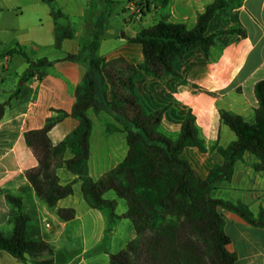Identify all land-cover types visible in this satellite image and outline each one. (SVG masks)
<instances>
[{
	"label": "crops",
	"instance_id": "obj_1",
	"mask_svg": "<svg viewBox=\"0 0 264 264\" xmlns=\"http://www.w3.org/2000/svg\"><path fill=\"white\" fill-rule=\"evenodd\" d=\"M213 2L172 0L160 21L184 24L192 30L199 16ZM29 5L41 24V31L38 24L30 26L24 21L20 6L0 8V111L3 108L0 118V232L11 237L15 220L23 216L28 219L29 238L49 243L54 248V255L28 258L21 263L0 251V264H97L99 260L88 263L82 258L88 253L87 234L90 232L87 229L93 227L95 231L99 226L103 239L101 224L105 220L108 222L106 216L88 206L82 182L65 166L58 169L57 175L62 186L73 184L74 193L60 201L56 208H48L28 181L27 172L38 166V160L25 139L26 133L43 129L50 119L59 120L49 133L52 142L56 145L69 139L78 125V120L71 117L77 89L82 86L88 68L86 61L76 63L66 61V58L82 54L93 40L83 44L77 40V33L78 37L65 40L62 48L56 49L55 21L50 6L43 0H33ZM161 8L157 7L156 11L159 13ZM233 29L243 34H220ZM107 34L105 29L98 52ZM136 35L126 41L114 37V50L99 58L107 61L123 58L130 64L141 65L142 47L131 42ZM206 36H214L208 55L198 51L180 62L176 67L180 80L146 78L139 84L150 109L169 105L162 121L168 136L177 137L187 112L191 111L196 117L208 152L203 154L196 148H187L182 158L202 179L207 178L214 162H220L210 155L211 148L214 151L225 149L235 141L230 130L221 124L219 111L238 115L248 123L254 120L257 108L255 86L264 82V0H240L238 6L230 1L227 8L214 13ZM45 48H55L59 57L51 60L37 54ZM21 52L32 62L47 59L53 65L29 74V62L19 54ZM150 95L155 99H150ZM88 115L92 135L87 168L89 176L98 181L124 161L129 148L126 135L120 132L122 125L112 115L104 110L97 113L90 110ZM257 162L254 156L245 153L234 164L230 180L221 185V194L213 198L244 204L256 215L264 207V172H255L252 168ZM199 164L207 170L206 175L196 168ZM9 196L19 202L12 203ZM60 209H73L76 218L62 221L58 216ZM223 217L225 235L229 239L227 250L235 255L236 263L264 264V229L251 227L233 213L224 212ZM125 220L129 219L123 217L122 221ZM100 256L111 264V253Z\"/></svg>",
	"mask_w": 264,
	"mask_h": 264
},
{
	"label": "trees",
	"instance_id": "obj_2",
	"mask_svg": "<svg viewBox=\"0 0 264 264\" xmlns=\"http://www.w3.org/2000/svg\"><path fill=\"white\" fill-rule=\"evenodd\" d=\"M51 8L55 21L56 49L67 39H74V27L62 25L64 14L54 7L56 0H43ZM130 3L136 0H128ZM156 7H168L172 0H153ZM235 6L240 0H214L198 18L196 27L162 20L148 29H142L131 39L142 47L143 63L133 65L123 58L107 61L97 57L105 28L98 23L94 40L86 48L89 53L87 73L77 89L76 104L71 117L78 125L66 142L54 144L49 137L59 120L50 119L41 130L26 133L27 145L38 160V166L27 172V178L37 196L54 209L59 202L72 196L73 184L62 186L57 171L66 167L82 182V192L93 210L115 213L117 202L104 198L113 191L125 201L128 210L124 218L134 226L135 239L118 254L111 255V264H237L236 257L227 250L224 212L233 213L251 227L264 229V207L255 215L244 204L213 198L210 194L217 182H228L234 163L249 153L257 159L252 168L264 172V82L255 86L257 108L252 123L226 111H219L220 122L234 135L227 148L215 149L223 164L214 162L206 179L182 158L187 148H196L206 154L208 149L196 117L187 112L180 133L172 138L164 132L162 121L169 105L152 110L140 92V83L146 78L161 80L171 77L180 80L176 67L190 54L208 55L214 36H206L210 19L217 10ZM243 34L233 29L220 34ZM11 54V51L8 53ZM29 62L28 73L52 66L53 62L40 59L32 62L25 53H19ZM81 55H69L66 61L81 62ZM151 94V91L149 92ZM150 99L155 98L150 95ZM106 111L122 125L126 135L128 154L115 169L95 181L89 176L92 122L88 112ZM3 108L0 111V118ZM68 116V115H65ZM64 116V117H65ZM214 150V148H211ZM71 155V158H66ZM12 203L18 200L8 197ZM64 222L76 218L73 209H60ZM28 219L15 220L14 233L6 237L0 232V251L10 254L21 263L28 258L54 255L47 242L31 240L27 233Z\"/></svg>",
	"mask_w": 264,
	"mask_h": 264
},
{
	"label": "rangeland",
	"instance_id": "obj_3",
	"mask_svg": "<svg viewBox=\"0 0 264 264\" xmlns=\"http://www.w3.org/2000/svg\"><path fill=\"white\" fill-rule=\"evenodd\" d=\"M32 1L0 0V8L20 6L22 8L21 12L25 15L24 21L29 23L30 26L38 24L41 31V24L37 22L36 15L28 7ZM54 7L60 10L66 18V20H59V23L64 26L69 24V26L74 27L76 34L79 33V37L76 36L78 37L77 40L83 44L91 41V38L94 40V35L98 31V23L105 26L104 28L108 30V34L102 39L103 42L101 43L98 57L110 54L114 50V37L117 39L123 38L126 41L128 38L135 36L143 28L148 29L157 24L161 20V16L165 15L168 11L167 7H162L158 13L153 0H136L133 3H130L128 0H56ZM37 54L51 60L59 57V52L55 48H45L37 52ZM80 55L82 62L88 61L87 56H89V53L87 50ZM229 133H231L232 139L235 140L234 134L231 131ZM210 155L215 159H220L219 165L223 164V160L217 151L211 150ZM200 164L196 165V168L204 176L207 170L200 168ZM226 184L227 182H217L213 190L214 192H211L210 195L213 197L221 194L223 190L221 185L224 186ZM104 198L109 201L118 202L117 209L115 210L118 217L111 218L109 210L102 211L108 220V222L105 220L101 224L103 227V239L99 226L95 231H93V227L87 229L90 232L87 234L88 241L86 248H88V253L82 258L86 259L88 263H91L92 260H99L100 262H96L97 264H107L100 254H118L136 236L133 223L130 220L122 221L124 216H120L124 210L128 209L127 204L119 201L114 192H108ZM77 206L81 211V207ZM77 263L74 262L73 264Z\"/></svg>",
	"mask_w": 264,
	"mask_h": 264
},
{
	"label": "water",
	"instance_id": "obj_4",
	"mask_svg": "<svg viewBox=\"0 0 264 264\" xmlns=\"http://www.w3.org/2000/svg\"><path fill=\"white\" fill-rule=\"evenodd\" d=\"M124 37V36H123Z\"/></svg>",
	"mask_w": 264,
	"mask_h": 264
}]
</instances>
